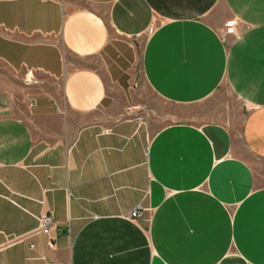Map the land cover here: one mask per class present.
<instances>
[{
	"label": "crops",
	"instance_id": "1",
	"mask_svg": "<svg viewBox=\"0 0 264 264\" xmlns=\"http://www.w3.org/2000/svg\"><path fill=\"white\" fill-rule=\"evenodd\" d=\"M0 264H264V0H0Z\"/></svg>",
	"mask_w": 264,
	"mask_h": 264
},
{
	"label": "rangeland",
	"instance_id": "2",
	"mask_svg": "<svg viewBox=\"0 0 264 264\" xmlns=\"http://www.w3.org/2000/svg\"><path fill=\"white\" fill-rule=\"evenodd\" d=\"M219 16L221 17H226L223 11H220ZM232 17H228V19L223 23V30H225V24L226 22H228V20H230ZM236 27V25H235ZM228 34H234V33H228ZM227 34V35H228ZM225 36V35H224ZM140 75L138 72V77L136 78L137 83L139 84V86L141 87H145V85L142 84V81L139 79ZM143 97L144 99L147 100V102L149 103L148 105L150 106V109H154V108H159L160 111H166L167 115L165 116V122H168L172 119H178L181 116H189L192 112H195L197 109H201L203 108L204 104H197L191 107H185V106H175L169 102H162L160 100V98H157L152 92H148L147 89H145V91L143 92ZM223 99V100H227V102L229 104H235L236 106H239V103L237 102V100L235 98H233L232 95H230L225 87L221 88L220 91L216 94V95H212L210 101H218L219 99Z\"/></svg>",
	"mask_w": 264,
	"mask_h": 264
},
{
	"label": "built area",
	"instance_id": "3",
	"mask_svg": "<svg viewBox=\"0 0 264 264\" xmlns=\"http://www.w3.org/2000/svg\"><path fill=\"white\" fill-rule=\"evenodd\" d=\"M235 25H236V19L235 18H231L230 20H228V22H226L225 24V30L222 31L223 35H227L228 33H236V29H235ZM150 30V27H149ZM142 210L143 207H135L134 209H132L131 211H129V217L134 218V217H140L142 215ZM38 223H39V227L37 228V231L41 232L42 234H44L45 236L49 237V240L47 241V246L53 247L54 246V239L53 237L49 236V232L50 229L52 227H57L56 223L53 220L52 214L49 212L47 214H41L38 217Z\"/></svg>",
	"mask_w": 264,
	"mask_h": 264
}]
</instances>
